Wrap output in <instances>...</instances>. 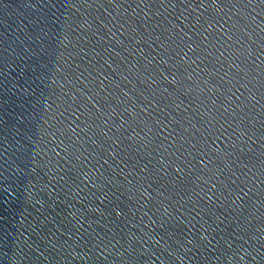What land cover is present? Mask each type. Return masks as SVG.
Listing matches in <instances>:
<instances>
[{
  "label": "water",
  "instance_id": "obj_1",
  "mask_svg": "<svg viewBox=\"0 0 264 264\" xmlns=\"http://www.w3.org/2000/svg\"><path fill=\"white\" fill-rule=\"evenodd\" d=\"M0 264H264V0H0Z\"/></svg>",
  "mask_w": 264,
  "mask_h": 264
}]
</instances>
